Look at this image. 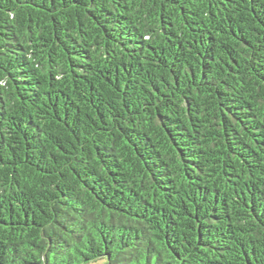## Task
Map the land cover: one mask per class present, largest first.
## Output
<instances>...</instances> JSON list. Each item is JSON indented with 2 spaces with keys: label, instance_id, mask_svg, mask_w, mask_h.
Listing matches in <instances>:
<instances>
[{
  "label": "trees",
  "instance_id": "1",
  "mask_svg": "<svg viewBox=\"0 0 264 264\" xmlns=\"http://www.w3.org/2000/svg\"><path fill=\"white\" fill-rule=\"evenodd\" d=\"M0 264H264V0H0Z\"/></svg>",
  "mask_w": 264,
  "mask_h": 264
}]
</instances>
